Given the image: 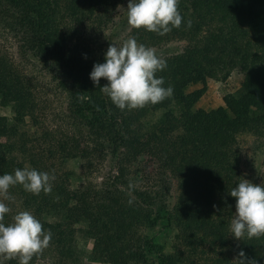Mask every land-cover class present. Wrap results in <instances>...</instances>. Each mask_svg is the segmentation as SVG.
Listing matches in <instances>:
<instances>
[{
    "label": "trees",
    "instance_id": "trees-1",
    "mask_svg": "<svg viewBox=\"0 0 264 264\" xmlns=\"http://www.w3.org/2000/svg\"><path fill=\"white\" fill-rule=\"evenodd\" d=\"M120 2L0 0V25L15 40L19 56L35 59L64 92L75 130L56 137L42 124L36 131L22 128L26 117L37 124L33 86L0 53V104L12 112L10 118L0 115V137L5 138L0 142V175L28 167L55 176L49 194L10 187L18 211L6 214L4 223L27 210L51 231L49 246L30 264H76V230L92 240L94 258L105 264H238L240 251L264 264V236L236 240L229 233L235 211L229 192L245 179L237 135L264 128V0H179V28L158 35L129 26V35L147 47L184 42L179 50L164 47L157 53L167 67L156 75L163 77L164 87L173 88V95L132 110H120L100 91L105 79L93 84L90 72L95 63L104 62L106 50L83 37L94 30L113 38ZM121 14L127 20L126 8ZM232 69L242 79L235 94L223 96L224 106L193 108L206 79L224 80ZM195 83L201 86L186 91ZM154 110H162L160 117L144 123ZM78 135L109 147V167L99 186L70 190L63 164L92 154ZM141 154L154 159L156 174L136 184L128 177L129 166ZM167 173L178 182L175 209L167 200ZM160 221L174 226L167 252L138 231ZM0 264L18 260L0 258Z\"/></svg>",
    "mask_w": 264,
    "mask_h": 264
},
{
    "label": "clouds",
    "instance_id": "clouds-1",
    "mask_svg": "<svg viewBox=\"0 0 264 264\" xmlns=\"http://www.w3.org/2000/svg\"><path fill=\"white\" fill-rule=\"evenodd\" d=\"M179 0H128L127 23L133 29L165 35L182 24ZM191 21H188V27ZM167 67L156 50L137 42L135 37L124 40L120 46L109 44L103 63H95L90 72L93 84L99 86L103 78L107 84L99 87L120 110L140 109L155 105L173 95L171 86L164 87L163 77L156 73ZM54 175L32 168H17L12 174L0 175V258L17 259L18 264H30L34 256L49 246L52 233L27 210L17 212L11 222L4 223L11 209L4 201L11 200L10 187L20 185L33 195L52 191ZM235 198V212L230 221L229 233L236 240L264 236V185L241 179L230 190ZM238 264H256L248 260L243 251L237 254Z\"/></svg>",
    "mask_w": 264,
    "mask_h": 264
},
{
    "label": "rangeland",
    "instance_id": "rangeland-1",
    "mask_svg": "<svg viewBox=\"0 0 264 264\" xmlns=\"http://www.w3.org/2000/svg\"><path fill=\"white\" fill-rule=\"evenodd\" d=\"M128 0H121L115 11V36L106 39L104 35H97L94 30L84 33L85 42L99 49L107 51L109 44L114 43L120 46L124 40L130 37L129 25L126 19L121 20L120 15L127 7ZM184 42L181 40H171L165 46L154 48L156 53L162 52L164 47L175 48L179 50ZM168 49V48H165ZM0 53L7 56L13 65L19 69L25 78L30 82L32 91H34L36 106L37 124H32L28 117L25 118L23 129L28 131H36L37 126L44 125L51 129L56 137L74 132L73 124L67 118V110L65 108L66 98L64 92L58 87L53 78L48 74L40 64L33 58H22L17 52L15 40L11 37L10 32L3 29L0 25ZM242 74L238 69H232L224 80L207 78L205 89L198 100L194 103L193 108H203L209 110L218 106H224L223 96L226 93L235 94L240 87ZM200 83L190 84L186 91L199 88ZM162 110H154L147 115L144 123L154 121L160 117ZM0 115L10 118L12 115L9 105L0 104ZM80 140L91 150L92 154L88 158H73L66 160L63 168L68 171L69 175L66 186L70 190L81 188L82 186H99L103 174L108 170V152L109 147L106 144L98 145L91 142L89 138L79 136ZM5 140L0 137V142ZM237 141L240 146V169L244 178L254 184L264 185V128L260 133H240L237 135ZM91 160L89 167L86 161ZM113 171V169H111ZM156 174V162L146 154L139 155L135 161L129 166V179L136 184L148 182L150 178H154ZM147 175V177H146ZM167 175V177H166ZM165 178L169 186V198L167 199L175 208L178 206L179 187L175 177L167 173ZM149 179V180H148ZM12 211L14 207H18V199L4 201ZM12 205V206H11ZM13 207V208H11ZM174 211V210H173ZM235 212V211H234ZM234 216V214H233ZM233 218V217H232ZM54 218L47 216L46 220L52 221ZM140 234L152 236L154 241L164 247V251L170 250V243L174 234V226L172 223L166 225L165 222H154L152 225H143L138 230ZM92 240L84 236L79 230L74 233V247L77 251L78 260L76 264H105L94 258L92 251ZM41 264V263H39Z\"/></svg>",
    "mask_w": 264,
    "mask_h": 264
}]
</instances>
